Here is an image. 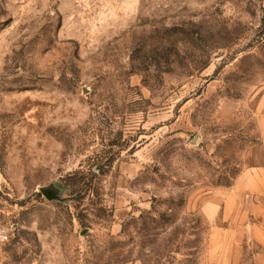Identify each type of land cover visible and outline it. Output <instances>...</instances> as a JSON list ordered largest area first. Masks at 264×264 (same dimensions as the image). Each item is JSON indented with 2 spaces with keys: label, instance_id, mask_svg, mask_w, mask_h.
Listing matches in <instances>:
<instances>
[{
  "label": "rangeland",
  "instance_id": "obj_1",
  "mask_svg": "<svg viewBox=\"0 0 264 264\" xmlns=\"http://www.w3.org/2000/svg\"><path fill=\"white\" fill-rule=\"evenodd\" d=\"M264 0H0V264H242L262 162ZM56 196L50 199L44 189Z\"/></svg>",
  "mask_w": 264,
  "mask_h": 264
},
{
  "label": "crops",
  "instance_id": "obj_2",
  "mask_svg": "<svg viewBox=\"0 0 264 264\" xmlns=\"http://www.w3.org/2000/svg\"><path fill=\"white\" fill-rule=\"evenodd\" d=\"M238 181L246 194H250L255 200L264 201V142L262 162L246 171ZM242 216L245 217L244 224L246 227L252 230L254 248L261 250L253 258L246 260V264H264V206L258 205L248 209L242 212ZM221 262L227 264L245 263L241 257L233 260L223 258Z\"/></svg>",
  "mask_w": 264,
  "mask_h": 264
},
{
  "label": "water",
  "instance_id": "obj_3",
  "mask_svg": "<svg viewBox=\"0 0 264 264\" xmlns=\"http://www.w3.org/2000/svg\"><path fill=\"white\" fill-rule=\"evenodd\" d=\"M43 191L50 199L56 196V194H54L51 189L45 188Z\"/></svg>",
  "mask_w": 264,
  "mask_h": 264
},
{
  "label": "built area",
  "instance_id": "obj_4",
  "mask_svg": "<svg viewBox=\"0 0 264 264\" xmlns=\"http://www.w3.org/2000/svg\"><path fill=\"white\" fill-rule=\"evenodd\" d=\"M259 27H260L261 34L264 36V17Z\"/></svg>",
  "mask_w": 264,
  "mask_h": 264
}]
</instances>
